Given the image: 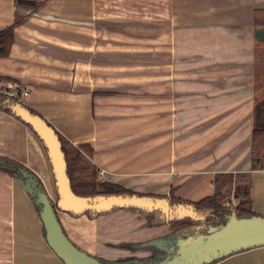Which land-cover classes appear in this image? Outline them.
Returning a JSON list of instances; mask_svg holds the SVG:
<instances>
[{"label": "crops", "instance_id": "1", "mask_svg": "<svg viewBox=\"0 0 264 264\" xmlns=\"http://www.w3.org/2000/svg\"><path fill=\"white\" fill-rule=\"evenodd\" d=\"M16 1L0 0V31ZM261 28L264 0H47L16 26L0 77L28 85L29 108L91 147L99 180L199 201L215 193L217 173H249L252 208L264 216V169H252ZM0 159L29 169L57 199L43 141L2 108ZM3 167L0 264H64L40 204ZM58 216L74 243L106 260L145 256L154 249L140 242L172 233L131 208ZM213 264H264V246Z\"/></svg>", "mask_w": 264, "mask_h": 264}, {"label": "water", "instance_id": "2", "mask_svg": "<svg viewBox=\"0 0 264 264\" xmlns=\"http://www.w3.org/2000/svg\"><path fill=\"white\" fill-rule=\"evenodd\" d=\"M258 39L264 38V28L256 31ZM12 112L31 125L43 141L52 164L57 199L28 179L18 181L25 189L35 193L40 204V217L44 224L46 240L64 264H109L79 247L66 233L58 211L82 215L87 211L106 213L116 208H136L145 211H161L170 220L191 218L202 221L204 215L190 203L172 205L167 197L146 194H99L82 196L74 192L68 175V163L63 143L55 127L42 115L35 113L26 104L10 100ZM202 225L193 230H198ZM190 230V229H189ZM139 246L158 248L173 255L157 262L137 261L138 264H213L232 254L264 246V216H238L235 211L227 216L220 227L210 224L205 232L183 234L153 239Z\"/></svg>", "mask_w": 264, "mask_h": 264}, {"label": "trees", "instance_id": "3", "mask_svg": "<svg viewBox=\"0 0 264 264\" xmlns=\"http://www.w3.org/2000/svg\"><path fill=\"white\" fill-rule=\"evenodd\" d=\"M47 0H17L15 9V19L11 26L0 31V56H6L12 43L15 39V28L21 24L27 17L29 11L38 9ZM256 86L261 89L264 88V49H262L256 56ZM4 80H13L5 77H0V82ZM264 98V97H263ZM262 98V99H263ZM13 98L0 93V108L12 112L9 107V101ZM264 100V99H263ZM15 101V100H14ZM33 111V110H32ZM34 112V111H33ZM13 113V112H12ZM14 114V113H13ZM18 117V116H17ZM20 118V117H19ZM21 119V118H20ZM22 120V119H21ZM23 121V120H22ZM25 122V121H23ZM26 123V122H25ZM29 127L28 123H26ZM32 128V127H31ZM33 129V128H32ZM58 132V131H57ZM59 137L63 143V150L66 154V160L68 163V175L71 179L72 188L74 192L82 196H95L99 194H135L137 192L124 187L118 183L111 181H102L98 179V170L96 164L92 161L93 150L88 144L75 145L67 138H65L60 132ZM252 169H264V122L257 124L253 130L252 135ZM4 162V163H3ZM4 164L2 169L18 179L30 182H36V186L42 190H45L40 179L29 169L23 165H19L15 162L8 163L0 159V166ZM250 174L241 172H222L217 173L214 178V184L216 191L212 196H208L199 201H187L181 197L175 195L174 189L170 195H158L160 197H167L172 205L179 203H190L200 211L205 217L202 221H194L191 218L183 219H170L168 220L161 211H145L139 210L144 217L150 222L151 225L170 224L172 233L164 237H172L173 235H179L185 230L196 228L199 225L210 224L219 219H227L233 211L238 216H252L257 213L252 208V198L250 194L249 184ZM248 181V183L246 182ZM46 191V190H45ZM30 192V191H29ZM33 198L39 204L35 193L30 192ZM141 194L142 193H137ZM234 198V207L226 205L227 201ZM118 209V208H116ZM136 209V208H131ZM103 213V212H102ZM93 211H87L86 215L90 218L102 214ZM72 215H76L71 213ZM77 216V215H76ZM126 245V244H124ZM130 245V244H129ZM155 252H159L158 248H153ZM127 261H140L136 257H129ZM143 261V260H142Z\"/></svg>", "mask_w": 264, "mask_h": 264}, {"label": "rangeland", "instance_id": "4", "mask_svg": "<svg viewBox=\"0 0 264 264\" xmlns=\"http://www.w3.org/2000/svg\"><path fill=\"white\" fill-rule=\"evenodd\" d=\"M258 94L260 95V97L257 98V102H258L257 105L261 104V102L264 99L263 98L264 97V88ZM225 218L219 219V220L214 221V222H212L210 224H213L216 227H220L226 221ZM147 222L150 225V222L148 220H147ZM210 224H204L203 223L202 226H201V228L198 229V230L190 229V230H185L182 233L186 235V234H192V233L197 234L198 232H205L207 230V228L209 227ZM165 227H166L167 230L170 229V228H168L167 225H165ZM159 238H161V237H159ZM140 243H144V242H140ZM151 248L153 249L154 247H150V249ZM139 255L140 256H138V255L135 256L134 255L133 257H136V258L140 259V261L143 260V261H147V262H157L158 260L165 259L166 257H171L173 255V252L168 251V252L164 253L163 251L155 252L154 250H152V252L147 253L145 256H144V254L143 255L139 254ZM95 256H97L98 258H100L103 262L109 263V264H138V263H136L137 261H127L126 259H128L129 257L128 258H124V259H121L120 258L118 260H106L105 258L101 257V254H98V255H95Z\"/></svg>", "mask_w": 264, "mask_h": 264}, {"label": "built area", "instance_id": "5", "mask_svg": "<svg viewBox=\"0 0 264 264\" xmlns=\"http://www.w3.org/2000/svg\"><path fill=\"white\" fill-rule=\"evenodd\" d=\"M0 93H3L15 101H19L23 104H26L31 89L28 85L17 80H4L0 82ZM226 205L234 207V198L232 197L226 203Z\"/></svg>", "mask_w": 264, "mask_h": 264}, {"label": "flooded vegetation", "instance_id": "6", "mask_svg": "<svg viewBox=\"0 0 264 264\" xmlns=\"http://www.w3.org/2000/svg\"><path fill=\"white\" fill-rule=\"evenodd\" d=\"M257 115L259 118V124L264 122V100L261 102V104L257 105Z\"/></svg>", "mask_w": 264, "mask_h": 264}]
</instances>
